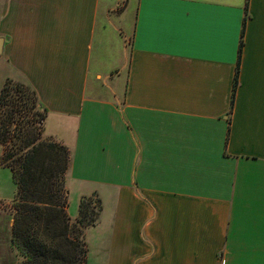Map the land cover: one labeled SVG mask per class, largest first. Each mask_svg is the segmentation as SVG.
Masks as SVG:
<instances>
[{
  "label": "crops",
  "instance_id": "crops-1",
  "mask_svg": "<svg viewBox=\"0 0 264 264\" xmlns=\"http://www.w3.org/2000/svg\"><path fill=\"white\" fill-rule=\"evenodd\" d=\"M112 1L0 0V67L69 151L70 201L109 204L90 227L108 246L98 264L264 254V214H241L264 192V0ZM115 12L132 14L124 43ZM5 170L0 200L17 193ZM13 227L0 206V264L20 263Z\"/></svg>",
  "mask_w": 264,
  "mask_h": 264
},
{
  "label": "trees",
  "instance_id": "trees-1",
  "mask_svg": "<svg viewBox=\"0 0 264 264\" xmlns=\"http://www.w3.org/2000/svg\"><path fill=\"white\" fill-rule=\"evenodd\" d=\"M243 46L242 41L240 56ZM238 74L239 65L233 99ZM12 83L8 80L0 94V145L10 142L0 162L11 170L17 186L12 243L24 257L19 264H87L84 229L97 224V214L90 210L92 198H82L79 217L71 223L69 191L62 180L69 169L70 153L52 138L42 140L37 135V125H43L44 118L33 122L21 119L25 110L33 111L41 105L31 87L23 84L14 88ZM2 106L11 109L4 113ZM13 125L18 127L16 135Z\"/></svg>",
  "mask_w": 264,
  "mask_h": 264
},
{
  "label": "rangeland",
  "instance_id": "rangeland-1",
  "mask_svg": "<svg viewBox=\"0 0 264 264\" xmlns=\"http://www.w3.org/2000/svg\"><path fill=\"white\" fill-rule=\"evenodd\" d=\"M130 1H132V0H113L112 1V7L114 8V10L119 9L120 6L124 8V6H126ZM131 17H132V14L130 13L129 14V22H128V24H126L125 20L123 22H121L120 13H118V12L113 13V16H112V24L113 25L109 29V35H110V37L112 38L113 41L119 40L120 42L124 43V40L125 41L129 40V38L132 35L131 28H130L131 22H132L131 21L132 20ZM5 78H6V73H4V70L0 67V94H1L3 86L5 85V83L8 80L13 82L12 84L14 85V88H16V85H19V87L22 86L23 84L25 85V83H23L20 80H14V79H7L6 80ZM2 107H3L2 111L4 113L11 109V108H8L7 106L6 107L2 106ZM34 115H36V116L34 117ZM46 116H47V112L42 107L37 105L36 108H34L33 111L25 110L22 113L21 119L23 121H31V122H33V121H39V120H41L43 118L46 120ZM17 117L19 118L20 116H17ZM45 120L43 122V125H40V124L37 125V127H38L37 128L38 129L37 130V132H38L37 135L38 136L40 135V138L42 140L50 138L49 136H46V134H45V129H44ZM12 128L15 129V132H14L15 134L14 133L13 134L16 135V129H18V127L16 125H13ZM9 146H10V142H8L6 145H0V158L2 157L3 154H5V152H8V147ZM8 173L9 172H7V170H5V167H3L1 165V162H0V182H2V184H5L6 182H9L8 181L9 180V174ZM66 178H67V173L62 178V180L65 183V188L67 189ZM10 187H13V185L9 186V188H8L9 191H10ZM260 189L264 191V187L260 186ZM16 195H17V193L12 195L14 197H12L11 199H8V200H4V198H2V200H0L1 208L4 209L5 207H11V209H13V215L15 214L14 205H15ZM91 198L92 199H91L90 210L95 212V214H97V215H95V220L97 218L96 221L94 220L95 224L98 223L101 215L104 218L100 221V224L105 223L104 221H105L106 215L108 214L109 204L107 205V203H105V205H103V206L101 205L102 206V211H100L101 206L99 205V203L97 201L98 199L94 198V197H91ZM260 198H263V199H260L261 202L258 205H256V206L251 205L250 203H244V206L241 207V209H242L241 214L245 215L246 217H248L250 215L251 216L255 215L257 213L263 215L264 214V204H263L264 192L260 193ZM68 209H70V212H68V215L70 217L71 223H75L77 221V219H78L77 218L75 220L77 215L79 217V209H78L77 203L72 202V200L70 201V197H69V207H68ZM90 227H92V225L89 226L88 228L84 229V233H85L84 234L85 235L84 241L86 242V245H87L88 250H89L87 258L90 259V261H95L96 262V260H97L96 264L102 263L104 261V259L107 257L108 246H107L106 242L103 240L101 229L100 228H96L95 230H90ZM239 258H240V260H239ZM23 260H24V257H23L22 254H20V262H22ZM233 262L237 263V264H239V263H242V264H264V254H243L241 257L237 256L233 260ZM90 264H92V263H90Z\"/></svg>",
  "mask_w": 264,
  "mask_h": 264
}]
</instances>
